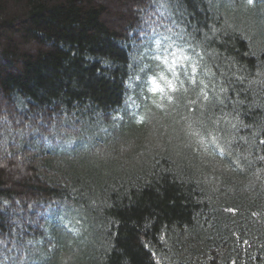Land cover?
I'll return each mask as SVG.
<instances>
[{"label": "trees", "instance_id": "trees-1", "mask_svg": "<svg viewBox=\"0 0 264 264\" xmlns=\"http://www.w3.org/2000/svg\"><path fill=\"white\" fill-rule=\"evenodd\" d=\"M0 264H264V0H0Z\"/></svg>", "mask_w": 264, "mask_h": 264}, {"label": "snow or ice", "instance_id": "snow-or-ice-1", "mask_svg": "<svg viewBox=\"0 0 264 264\" xmlns=\"http://www.w3.org/2000/svg\"><path fill=\"white\" fill-rule=\"evenodd\" d=\"M248 2L251 4L253 2V0H248ZM165 51H168V49L166 48ZM169 55L175 56V53H169ZM164 60H167V57H164ZM161 78L163 79L164 77L161 76ZM169 87H171V82H169Z\"/></svg>", "mask_w": 264, "mask_h": 264}]
</instances>
